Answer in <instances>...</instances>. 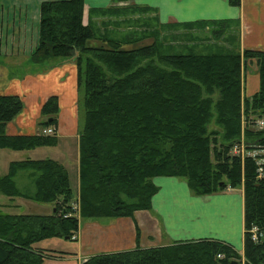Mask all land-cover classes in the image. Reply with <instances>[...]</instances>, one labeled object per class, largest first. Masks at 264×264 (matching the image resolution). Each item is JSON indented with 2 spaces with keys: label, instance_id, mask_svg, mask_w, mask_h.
Segmentation results:
<instances>
[{
  "label": "trees",
  "instance_id": "obj_1",
  "mask_svg": "<svg viewBox=\"0 0 264 264\" xmlns=\"http://www.w3.org/2000/svg\"><path fill=\"white\" fill-rule=\"evenodd\" d=\"M83 8L84 0L41 2L38 42L30 54L34 63L73 58L77 66L78 89L84 91L78 195L74 199L59 161H11L0 176V194L49 203L53 210H0V264H42L65 254L38 243L75 241L80 219L149 210L157 176L182 178L198 196L242 187V256L229 243L204 238L98 253L81 264H264V126L256 122L264 120V50L240 49L236 21L160 23L149 6L112 5L89 9L84 23ZM205 29L211 35L200 36ZM147 38L152 41L142 43ZM188 43L190 49L206 43L211 50L171 52ZM252 60L259 88L244 97L243 71ZM22 108L18 95L0 93V149L56 145V133H6ZM58 112V98L51 95L41 105V129L56 128ZM241 143L256 154H233Z\"/></svg>",
  "mask_w": 264,
  "mask_h": 264
},
{
  "label": "crops",
  "instance_id": "obj_2",
  "mask_svg": "<svg viewBox=\"0 0 264 264\" xmlns=\"http://www.w3.org/2000/svg\"><path fill=\"white\" fill-rule=\"evenodd\" d=\"M43 1L4 0L5 5L0 6V93L16 94L23 101V108L7 123L5 131L9 135L38 133L41 130V105L49 96L56 95L59 112L55 128L57 143L54 147L64 142L58 157L65 161L62 165L68 175V168L72 167L78 177L80 128L76 102L77 66L73 58L55 65H52V61L34 63L30 60V54L38 42L39 6ZM112 5L149 6L156 11L160 23L236 21L240 49L264 50V0H240L237 6L230 4L229 0H84L83 22H87L89 9ZM248 65L257 71L255 60L246 61L243 71L244 97H251L259 88L258 73L247 71ZM37 148L15 152L31 153ZM6 150L0 149V154H6ZM69 150L73 151L71 155ZM26 158L42 159L31 155ZM11 161L7 162L0 176L7 172ZM153 182L158 190L151 198L149 210H137L129 217L80 219L75 240L77 251L68 249V239L56 237L42 240L38 243L39 247L66 252L47 258L42 264H81L98 253L133 249L137 245L148 248L204 238L229 243L242 254V187L198 196L190 191L182 178L157 176ZM78 186L79 181L75 198ZM29 202L35 203L21 197L9 199L0 194L1 211L15 213L21 204Z\"/></svg>",
  "mask_w": 264,
  "mask_h": 264
},
{
  "label": "rangeland",
  "instance_id": "obj_3",
  "mask_svg": "<svg viewBox=\"0 0 264 264\" xmlns=\"http://www.w3.org/2000/svg\"><path fill=\"white\" fill-rule=\"evenodd\" d=\"M18 2V1H17ZM5 5L4 0L0 1V6ZM123 6V5H120ZM40 7V6H39ZM155 12H149V15H153ZM97 22H100L101 19L97 18L96 19ZM124 26H120L117 31H123ZM176 32H181L182 29H179L178 31L175 30ZM209 30H204L199 32L198 34L200 36H204V35H211L209 32ZM152 41V38H147L145 39L142 43H150ZM191 45L188 43L186 46H181L179 44H176L171 52H181V53H187L189 50H193L196 53H203V52H208L211 50V47L207 46L206 43H200L198 44V46H195L193 48H191ZM247 71L249 72H253V74L257 73L256 69H252L249 65L247 66ZM83 88L81 87V89H78V93H77V109H78V127L81 128L83 125V119H84V110L82 107V97H83ZM70 144V143H69ZM61 147H64V142H62L60 145L54 147V146H44V147H39L37 148L35 151H32L31 153L28 151H24V152H15V151H11V150H6V154L2 153L0 154V172L3 171L4 167H7V162L9 160H19L22 158H26V156L31 155V156H35V157H40V158H52L55 160H58L61 164H63L65 161L59 159L58 155L59 151L61 149ZM70 155L73 153V151L70 152ZM63 162V163H62ZM68 162V161H66ZM65 164V163H64ZM70 164H72V162L70 161ZM69 179H70V186L72 188V192H73V196L74 199L76 197V193H77V182H78V177L77 174L75 172V169H72V167H69ZM24 173V172H22ZM21 178V177H20ZM19 178V179H20ZM19 183V181H18ZM75 201V200H74ZM73 205H75V203H73ZM53 208L52 206H50L49 203H40V202H29L28 204H21L19 206V208H17L16 212L17 213H39V214H46V213H50L52 212ZM55 238V237H54ZM53 238V239H54ZM55 241V240H52ZM66 244L68 246L69 250L72 251H77V244L75 243V241H70V240H66ZM240 255L242 256V254L240 253ZM241 260L244 261L243 257H241ZM68 264H74L72 262L68 263Z\"/></svg>",
  "mask_w": 264,
  "mask_h": 264
},
{
  "label": "built area",
  "instance_id": "obj_4",
  "mask_svg": "<svg viewBox=\"0 0 264 264\" xmlns=\"http://www.w3.org/2000/svg\"><path fill=\"white\" fill-rule=\"evenodd\" d=\"M256 122H257V127L261 128L264 126V120L263 119H259ZM41 132L43 134L51 135V134L55 133V128L52 126L45 127V128L41 129ZM231 151L233 154L240 155V156H244L245 154H250V155L256 154L255 151L246 150L243 143L234 145ZM260 151L262 154H264V150H260ZM261 160L263 161V159H261ZM228 189H230V188H228ZM71 239H73V240L77 239V234H72ZM252 239L257 240V232H256L255 228L252 229Z\"/></svg>",
  "mask_w": 264,
  "mask_h": 264
}]
</instances>
